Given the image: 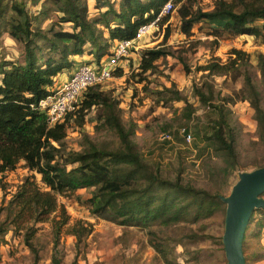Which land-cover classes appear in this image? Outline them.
<instances>
[{
  "label": "rangeland",
  "instance_id": "1",
  "mask_svg": "<svg viewBox=\"0 0 264 264\" xmlns=\"http://www.w3.org/2000/svg\"><path fill=\"white\" fill-rule=\"evenodd\" d=\"M26 1L35 26L48 28L59 20L53 0ZM111 1L117 4L120 0ZM185 2H172V10L162 17L152 33L137 43L139 49L131 52L99 89L118 102L124 124L134 126L133 140L138 151L147 162L159 167L164 176L172 180L180 176L196 188L229 196L242 173L264 167V140L247 87L249 77L264 107V40L253 35L216 37L214 28L217 26L208 20L196 23L187 35L181 29L180 15ZM190 2L195 10L209 11L216 0ZM96 3L97 0H88L92 18L100 12ZM45 9L47 14H42ZM61 26L71 30L69 24ZM105 37L108 38L107 33ZM157 47L170 53L144 73L140 69L141 57L145 50ZM90 49L88 45L84 56L74 59L75 65L62 73L64 81L77 65L100 63L96 56L89 54ZM235 50L243 51L244 56L237 59L235 69L228 74L203 69L211 62L231 63L232 67L237 58ZM1 59L24 60V45L6 32L0 36ZM62 82L58 77L57 84ZM197 88L210 98L208 104L201 101ZM174 91H178L182 99H176ZM214 104L223 106L224 116L236 134L238 163L232 174L227 172L229 162L223 153L202 140L205 131H210L212 121L220 117L212 108ZM85 114L83 119L75 115L68 122L65 140L68 151H80L90 141L118 145L116 133L101 122L102 110L94 108ZM184 127L193 134L191 142L180 132ZM29 176H35L46 189L41 175L29 170L24 161L14 170L0 173V209ZM90 196L91 190L85 188L76 194L58 196L60 208L66 209L70 220L61 231L57 252L52 220L35 224L34 242L40 264H53L55 254L61 258V264H228L223 243L226 203H220L215 213L199 220L188 218L169 226L144 228L125 227L98 217L90 210ZM261 197L264 199V194ZM0 212L1 222L6 215ZM56 215L59 212L51 217ZM76 224L84 226L82 239L71 233ZM9 229L0 235V264H33L34 254L24 240V233ZM158 243L164 246V253L156 250ZM244 254L247 264H264L263 207L256 208L249 220Z\"/></svg>",
  "mask_w": 264,
  "mask_h": 264
},
{
  "label": "trees",
  "instance_id": "2",
  "mask_svg": "<svg viewBox=\"0 0 264 264\" xmlns=\"http://www.w3.org/2000/svg\"><path fill=\"white\" fill-rule=\"evenodd\" d=\"M182 1L120 0L115 4L111 0H97L100 12L92 18L88 0H53L59 20L42 28L34 25L35 18L26 0H0V36L6 32L24 45V60H0V173L14 170L24 161L29 170L41 175L46 186L43 189L35 176L25 179L0 209L6 215L0 222V235L11 230L9 227L22 231L34 254L33 264H40L34 242L35 224L52 220L57 252L61 231L69 223L66 209L60 208L59 195L76 194L83 188L91 190L89 203L93 214L125 227L144 228L169 226L188 218L199 220L211 216L220 203H225L219 194L185 183L180 176L172 180L155 164L147 162L133 140L134 126L124 124L118 102L101 91L100 84L89 87L76 110L57 124H50L44 112L32 107L53 88L60 74L75 65L73 56H84L88 45L89 54L100 62L111 53L115 40L134 39L138 29L153 22L165 4ZM41 13L47 14V10ZM180 15L181 29L187 35L196 23L208 20L217 26L216 37L253 35L264 40V0H216L209 11L195 10L190 0H186ZM65 23L71 30L61 26ZM169 53L163 47L145 50L140 69L144 73L151 71ZM234 53L237 58L232 67L231 63L211 62L203 69L228 74L235 69L237 59L244 56L241 50ZM247 87L264 140V107L249 77ZM196 93L203 103H209L210 98L203 90L197 88ZM174 96L182 99L178 91H174ZM94 108L102 110L101 122L116 133L118 145L90 141L80 151H68L65 140L70 118L78 115L83 119ZM212 108L220 117L212 121L202 140L223 153L229 162L227 172L232 174L238 163L236 134L224 116L223 106L214 104ZM56 212L59 215L52 218ZM84 231V226L78 224L71 228L78 239H82ZM164 249L160 243L156 244L157 251L164 253ZM53 264H61L57 254L53 256Z\"/></svg>",
  "mask_w": 264,
  "mask_h": 264
},
{
  "label": "built area",
  "instance_id": "3",
  "mask_svg": "<svg viewBox=\"0 0 264 264\" xmlns=\"http://www.w3.org/2000/svg\"><path fill=\"white\" fill-rule=\"evenodd\" d=\"M172 2L163 7L158 17L151 23L142 25L134 39L115 40L111 53L105 56L99 64H79L60 85L55 83L53 88L41 98L36 107L44 112L49 118L50 124L54 125L63 121L66 114L76 110L83 93L95 84H102L109 80L114 71L121 66V62L131 52L139 49L138 42L147 34L152 33L163 16L172 10ZM181 134L187 142L193 140V134L187 128L181 129ZM170 138V136H168Z\"/></svg>",
  "mask_w": 264,
  "mask_h": 264
},
{
  "label": "water",
  "instance_id": "4",
  "mask_svg": "<svg viewBox=\"0 0 264 264\" xmlns=\"http://www.w3.org/2000/svg\"><path fill=\"white\" fill-rule=\"evenodd\" d=\"M264 167L244 172L229 196H222L227 204L223 243L228 264H247L244 238L249 220L256 208H264Z\"/></svg>",
  "mask_w": 264,
  "mask_h": 264
},
{
  "label": "crops",
  "instance_id": "5",
  "mask_svg": "<svg viewBox=\"0 0 264 264\" xmlns=\"http://www.w3.org/2000/svg\"><path fill=\"white\" fill-rule=\"evenodd\" d=\"M78 57H83V56L76 55V56H73L72 58H73V59H77ZM62 75H64V74H61V75H59L58 77H59L60 79H62V81H64L65 78H62V77H63ZM58 77H57V78H58ZM56 83H57V82H56Z\"/></svg>",
  "mask_w": 264,
  "mask_h": 264
}]
</instances>
